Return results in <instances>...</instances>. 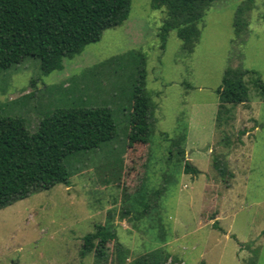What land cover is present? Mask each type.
<instances>
[{
    "label": "rangeland",
    "instance_id": "374dc122",
    "mask_svg": "<svg viewBox=\"0 0 264 264\" xmlns=\"http://www.w3.org/2000/svg\"><path fill=\"white\" fill-rule=\"evenodd\" d=\"M151 2L132 0L128 20L62 71L44 76L34 58L0 71L1 114L22 118L31 133L71 108H108L117 127L111 142L66 159L69 187L0 210V264H94L93 254L80 256L83 237L110 216L127 263L164 249L168 264H247L253 251L264 264V101L254 76L244 77L249 104L216 127L226 69L264 82V0L215 2L191 55L176 31L163 46L165 9ZM141 65L154 106L149 145L128 149ZM187 161L201 173L186 174Z\"/></svg>",
    "mask_w": 264,
    "mask_h": 264
},
{
    "label": "trees",
    "instance_id": "16d2710c",
    "mask_svg": "<svg viewBox=\"0 0 264 264\" xmlns=\"http://www.w3.org/2000/svg\"><path fill=\"white\" fill-rule=\"evenodd\" d=\"M217 1L152 0L153 10L165 9L166 13L160 32L163 46L169 33L176 31L184 55L193 54L204 18ZM131 5L132 0H0V71L12 69L27 58L40 61L44 76L62 71L65 59L79 56L88 45L99 42L105 30L128 20ZM236 26L239 36L240 20ZM142 67L133 95L128 149L149 145L154 106ZM246 75L255 77L264 101V82L255 71L226 69L216 91L220 102L217 128L223 126L224 114L230 115L234 108L249 104ZM232 118L233 114L228 120ZM116 135L117 127L108 108L59 109L42 119L37 131L31 133L22 118L2 116L0 106V210L56 185L69 187L72 174L65 165L66 159L99 149ZM181 154L184 158L185 150ZM217 170L224 174L220 168ZM184 171L201 173L189 161ZM131 213L122 212L121 219ZM255 252L247 264H257ZM91 254L94 264H168L170 256L164 249H157L127 263L130 251L119 242L111 216L107 223L97 224L95 232L83 237L80 256L84 259Z\"/></svg>",
    "mask_w": 264,
    "mask_h": 264
},
{
    "label": "crops",
    "instance_id": "0c3cea01",
    "mask_svg": "<svg viewBox=\"0 0 264 264\" xmlns=\"http://www.w3.org/2000/svg\"><path fill=\"white\" fill-rule=\"evenodd\" d=\"M194 166V165H193ZM195 167V166H194ZM199 170V169H198ZM199 171H201V170H199Z\"/></svg>",
    "mask_w": 264,
    "mask_h": 264
}]
</instances>
